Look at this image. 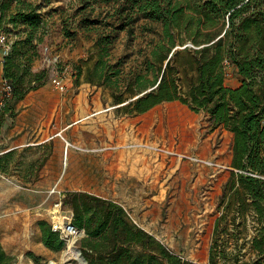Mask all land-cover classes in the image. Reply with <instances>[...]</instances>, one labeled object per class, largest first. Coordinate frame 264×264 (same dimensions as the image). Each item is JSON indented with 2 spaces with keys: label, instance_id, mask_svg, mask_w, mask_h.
<instances>
[{
  "label": "trees",
  "instance_id": "16d2710c",
  "mask_svg": "<svg viewBox=\"0 0 264 264\" xmlns=\"http://www.w3.org/2000/svg\"><path fill=\"white\" fill-rule=\"evenodd\" d=\"M84 3L93 12L95 5L109 9L105 20L99 15L84 17L80 23L81 28L96 31L97 37L89 57L76 68V84L82 83L86 72L87 82L110 89L119 115L144 114L162 103L180 101L195 112H207L212 128L233 132V170L223 187L210 264H219L220 257L232 260L231 264H264V0ZM47 24L40 4L0 0V35L6 34L11 46L3 58V77L14 88L5 101L0 127L6 112L13 114L18 102L50 80L49 69L34 70ZM138 27L152 37L144 59L128 65L114 55L116 41L122 30L137 39ZM226 61L242 78L238 86L226 82ZM63 204L74 209V225L86 231L80 246L89 264H200L174 253L135 223L116 200L69 190ZM231 215L232 222L240 219L238 226L245 229L250 218H256L258 233L252 248L257 256L252 260L241 259L227 242L221 249L217 246L222 223ZM38 224L47 247L65 248L66 239L50 221L41 219ZM15 261L0 242V264Z\"/></svg>",
  "mask_w": 264,
  "mask_h": 264
},
{
  "label": "rangeland",
  "instance_id": "374dc122",
  "mask_svg": "<svg viewBox=\"0 0 264 264\" xmlns=\"http://www.w3.org/2000/svg\"><path fill=\"white\" fill-rule=\"evenodd\" d=\"M32 1L40 4L48 23L43 42L39 45L34 70L50 71L49 82L27 95L34 102L32 117L36 122L35 127L55 132L64 130L65 137L80 147H66L74 151L70 152V158L66 151L65 163L63 154L59 168V177H63L61 182H50L53 177L47 174L51 175L52 171L47 173L49 168H46L50 164V152L42 146L30 154L31 159H17L15 162L17 169L14 175H20L22 182H14L12 175H0V238L5 239L3 246L7 252L16 257L15 264H50L52 260L63 262L69 241L64 249H50L43 241L38 222L47 219L53 224L54 209L58 203L62 202L58 205L61 211L70 208L63 204L65 193L69 190L88 191L116 199L126 207L135 223L140 221V215L146 211L160 212L159 230L165 231V237L173 239L165 240L166 245L184 259L210 264L211 248L216 240V222L222 215L220 200L223 187L233 170V132L225 128L212 130L207 112H195L180 101L162 103L144 114L119 115L118 105L114 104L110 89L87 82L86 72L82 83L76 84V68L89 57L97 37L96 31H87L80 27V23L84 17L92 19L99 15L105 20L109 7L95 5L96 10L93 12L92 6L86 7L84 0ZM9 25L13 28V24ZM9 35L15 37L13 31ZM136 35L137 39L130 38L128 32L122 30L116 41L114 55L126 59L128 65L144 59L145 45L152 37L151 33L143 32L141 27L137 28ZM226 82L232 86L242 82L233 67ZM61 85H65V89H61ZM53 97L69 99L67 114L61 117L53 109L50 103ZM84 106L90 109L83 110ZM17 108L15 105L13 114L10 112V120L16 119L20 112ZM137 124L145 125L147 137H131V129ZM100 128L105 130L106 137H98L104 140L103 143L97 141L98 148L104 147L117 153L120 160L129 148L138 149L142 154H157L155 160L164 165V182L158 188L149 185L146 191L161 192L163 198L140 192L144 187L142 184L128 188L112 180L106 183L94 181L93 161L90 157L82 159L78 155L87 153L82 152L87 147H81L83 145L78 139L83 130L92 134L94 129ZM218 148H223V151H218L217 155L207 154L210 150L216 153ZM103 151L100 149L98 152ZM117 161L115 159V163ZM207 174H210L211 180L199 179ZM137 193H141L140 197H136ZM125 195L132 199H125ZM151 197L153 199H147ZM26 203L36 207L25 212L21 207ZM61 215L65 216L62 212ZM255 219L252 216L245 229L244 226H238L240 219L233 223L231 215L228 221L222 223L217 246L221 249L227 242L230 249L233 248L235 253L238 251L241 259H254L257 253L252 248V241L258 233ZM80 244L81 239L76 241V245L81 248ZM218 261L219 264L232 263V260L222 257ZM66 264H80V261L72 258Z\"/></svg>",
  "mask_w": 264,
  "mask_h": 264
},
{
  "label": "crops",
  "instance_id": "0c3cea01",
  "mask_svg": "<svg viewBox=\"0 0 264 264\" xmlns=\"http://www.w3.org/2000/svg\"><path fill=\"white\" fill-rule=\"evenodd\" d=\"M0 76H3V64L0 65ZM68 100L69 99L67 97H53L51 99L50 103L53 105V109L58 111L61 117L69 111ZM87 103H89V101H87ZM32 104H34V102L27 97L18 102L16 107H18L17 109L20 112L16 116V119L10 120V112H6L4 114L3 123L0 127V175H12L11 177H13L14 182H22L20 175H14L17 169L15 162L17 159H31L30 154H34L37 148L42 146L45 150L50 152V164L46 166V168H49L47 173L52 171L51 175L47 174V176L53 177V180L50 182H61L63 181V177H59V168H61L63 154L65 163L67 156L70 158L74 149H71L72 151H70L66 148L67 145L65 141L67 138L64 135V130L55 132L54 130L49 129L38 130L35 127L36 122L32 117L35 109ZM89 109V107H83V110ZM5 110L6 102H3V94L0 91V117H2ZM14 120L15 123H13ZM134 126L133 129H131V137L142 139L148 136V129L144 124H137V127ZM219 128H212V130L216 131ZM102 136L106 137L105 130L102 128L97 130L94 129L92 134L83 130L82 135L78 139L80 145H83L81 147H87L82 150V152H87L86 154L84 153L78 155H81L80 157H82V159L90 157L93 161L91 167L93 168L94 181L98 183H106L112 180L116 184L123 183L126 186H129L128 188L135 184H142L144 187L143 189H140V192L142 191V193L154 195V198H163V194L161 192L148 193V191H146L149 185H151V187L158 188V186L162 185L164 182V165L161 161L155 160L157 154H142L138 149L129 148V150L124 153V158L120 160L118 159L120 157L117 153H114L111 150H106L104 147L98 148L97 141H101V143L104 141L102 138H98ZM105 140L106 142H109L108 139ZM88 148H91V150ZM100 149H103L104 151L98 152ZM221 150L223 151V148H218L216 153L210 150L207 154L217 155L218 151L221 152ZM66 151L67 156H65ZM115 159L118 160L117 163H115ZM42 176H44V174H42ZM199 179L204 181L211 180V176L210 174H207L204 177L200 176ZM140 195L141 193H137L136 197H140ZM124 197L125 199H132V197L127 195ZM147 199H153V197ZM61 203H58V205H61ZM35 207L36 206L26 203V205H23L21 208L25 212H30ZM61 212L62 214L66 213V211ZM160 220V212L157 211L153 213L152 211H146L140 215V221H137V224L167 244L165 240L172 241L173 239L165 237V231L159 230ZM54 222H56V220ZM38 231L41 232L40 229H38ZM0 242L4 245L5 239L0 238Z\"/></svg>",
  "mask_w": 264,
  "mask_h": 264
},
{
  "label": "built area",
  "instance_id": "2783aa9c",
  "mask_svg": "<svg viewBox=\"0 0 264 264\" xmlns=\"http://www.w3.org/2000/svg\"><path fill=\"white\" fill-rule=\"evenodd\" d=\"M0 45H1V52H0V65L3 64V58L4 55L7 54L10 50V44H9V38L6 34H1L0 35ZM226 64L229 68L228 70V76L231 75V63L229 61H226ZM13 85L10 82V80L4 78L3 76H0V91L3 94V102L6 101V99L10 98L13 94ZM61 89H65V85H61ZM66 145L68 148L70 147H77L79 148L80 146H77L76 144H74L73 142L69 141L68 139H66ZM162 150V149H160ZM66 215V213H64ZM67 216V215H66ZM64 216V219L65 217ZM53 229L55 231H59L62 235V237L64 239H66V241H70L72 238L77 237V241L82 239L84 237L82 230H80L76 225H74V223H70L68 225L64 224V220L63 223L60 222H54L53 223Z\"/></svg>",
  "mask_w": 264,
  "mask_h": 264
},
{
  "label": "bare ground",
  "instance_id": "6f19581e",
  "mask_svg": "<svg viewBox=\"0 0 264 264\" xmlns=\"http://www.w3.org/2000/svg\"><path fill=\"white\" fill-rule=\"evenodd\" d=\"M54 213H55L54 219L57 222L61 221L63 223L64 216L61 215V208L59 206L55 207ZM76 241H77V237H74L69 241L68 249L64 252L62 263L52 260L50 264H66V262L72 258L78 259L80 261V264H85L78 249V246L76 245Z\"/></svg>",
  "mask_w": 264,
  "mask_h": 264
},
{
  "label": "water",
  "instance_id": "95a60500",
  "mask_svg": "<svg viewBox=\"0 0 264 264\" xmlns=\"http://www.w3.org/2000/svg\"><path fill=\"white\" fill-rule=\"evenodd\" d=\"M66 215H67V216H66L65 219H64V224H65V225H68V224H70V223L73 222V218H74V209L71 208V207H70L69 209H67V210H66ZM82 233H83V235H85V234H86V231H85V230H82ZM78 249H79V251H80V254H81L82 259L84 260L85 264H89L87 258H86V257L84 256V254H83L82 249H81L80 247H78Z\"/></svg>",
  "mask_w": 264,
  "mask_h": 264
}]
</instances>
